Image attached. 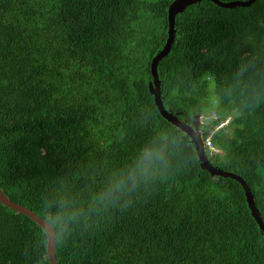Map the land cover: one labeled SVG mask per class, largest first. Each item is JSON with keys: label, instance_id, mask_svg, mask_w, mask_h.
Here are the masks:
<instances>
[{"label": "trees", "instance_id": "obj_1", "mask_svg": "<svg viewBox=\"0 0 264 264\" xmlns=\"http://www.w3.org/2000/svg\"><path fill=\"white\" fill-rule=\"evenodd\" d=\"M172 2L0 0V187L52 224L59 264H264L242 184L201 167L149 90ZM158 74L180 119L213 114L204 138L231 117L206 154L264 221V0L189 5ZM0 264H50L42 227L1 202Z\"/></svg>", "mask_w": 264, "mask_h": 264}, {"label": "water", "instance_id": "obj_2", "mask_svg": "<svg viewBox=\"0 0 264 264\" xmlns=\"http://www.w3.org/2000/svg\"><path fill=\"white\" fill-rule=\"evenodd\" d=\"M201 0H173L169 5L168 9V30H167V39L164 46L154 55L151 62V73L153 78L149 81V90L154 96L155 103L162 114L167 120L172 122L174 125L182 129L189 137L190 140L195 144L197 156L200 160L201 167L208 170L212 176H223L230 177L235 180H238L245 191V196L247 199L248 206L251 210L253 217L259 224L261 231L264 234V221L260 214V211L256 205L254 195L251 191L248 183L237 173L222 169L218 166H214L205 152L204 142L200 130L198 131V126L194 124L187 123L186 120H182L178 117L177 114H174L171 110L167 109L164 105L162 94H161V83L159 80L158 74V64L159 61L166 56L171 50V45L175 37V22L176 16L179 13H182L189 5L195 4ZM214 3L221 7L225 8H234L236 6H250L255 0H232V1H222V0H212ZM200 115H196V118H199ZM0 202L2 205L7 206L11 209H14L28 217L33 221L39 224L42 229L47 234V255L49 258L50 264H59L56 257V232L52 224L41 217L34 210L22 205L21 203L14 202L8 197L6 192L0 187Z\"/></svg>", "mask_w": 264, "mask_h": 264}, {"label": "rangeland", "instance_id": "obj_3", "mask_svg": "<svg viewBox=\"0 0 264 264\" xmlns=\"http://www.w3.org/2000/svg\"><path fill=\"white\" fill-rule=\"evenodd\" d=\"M212 87H213V84H212ZM212 113H210L209 115H206V116H204L203 114H196V115H200L199 116V118H196L195 116L193 117V120L191 121V123H189L187 120V123H189V124H192L193 122H194V124H196L197 126H198V124H199V129H198V131L200 130V133H201V135H202V139H203V142H204V147H205V152L207 151V149H206V147L208 148L209 146H211L213 143H212V136H213V133H214V131L213 130H211V132L209 133V135L206 137V138H204V136H203V132H202V130H203V126H205V124H206V121L208 120V119H210L212 116H213V114L211 115ZM183 120V119H182ZM229 120L230 119H226L225 121H224V126H226L228 123H229ZM201 128V129H200ZM193 143V142H192ZM194 144V143H193ZM194 146H195V144H194ZM195 150H196V146H195ZM196 153H197V151H196ZM207 155V154H206ZM208 156V155H207ZM209 158V157H208Z\"/></svg>", "mask_w": 264, "mask_h": 264}, {"label": "clouds", "instance_id": "obj_4", "mask_svg": "<svg viewBox=\"0 0 264 264\" xmlns=\"http://www.w3.org/2000/svg\"><path fill=\"white\" fill-rule=\"evenodd\" d=\"M227 119H231V117H228ZM142 151L144 152V158L139 162L138 166L141 168L142 171H146L148 163L151 162V160L153 159V156L156 155V154L149 153L145 149H142ZM157 158H159V157L157 156ZM131 175H132V178L134 179L135 173H132Z\"/></svg>", "mask_w": 264, "mask_h": 264}, {"label": "built area", "instance_id": "obj_5", "mask_svg": "<svg viewBox=\"0 0 264 264\" xmlns=\"http://www.w3.org/2000/svg\"><path fill=\"white\" fill-rule=\"evenodd\" d=\"M224 124H225L224 121L221 122L219 125L216 126V128L213 131H215V130L219 129L220 127L224 126ZM210 147H212V145ZM212 149H213V147H212Z\"/></svg>", "mask_w": 264, "mask_h": 264}, {"label": "flooded vegetation", "instance_id": "obj_6", "mask_svg": "<svg viewBox=\"0 0 264 264\" xmlns=\"http://www.w3.org/2000/svg\"><path fill=\"white\" fill-rule=\"evenodd\" d=\"M191 123V122H190Z\"/></svg>", "mask_w": 264, "mask_h": 264}]
</instances>
